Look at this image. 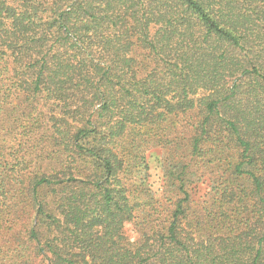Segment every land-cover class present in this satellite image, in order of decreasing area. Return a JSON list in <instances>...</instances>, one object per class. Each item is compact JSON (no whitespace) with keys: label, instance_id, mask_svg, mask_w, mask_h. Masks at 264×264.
Instances as JSON below:
<instances>
[{"label":"trees","instance_id":"obj_1","mask_svg":"<svg viewBox=\"0 0 264 264\" xmlns=\"http://www.w3.org/2000/svg\"><path fill=\"white\" fill-rule=\"evenodd\" d=\"M0 264H264V0H0Z\"/></svg>","mask_w":264,"mask_h":264},{"label":"rangeland","instance_id":"obj_2","mask_svg":"<svg viewBox=\"0 0 264 264\" xmlns=\"http://www.w3.org/2000/svg\"><path fill=\"white\" fill-rule=\"evenodd\" d=\"M167 159H168V153L163 151L157 150V151H152L151 153L148 154L149 182L151 183L153 191L156 193V196L158 198L161 197L162 184L164 180V166H166ZM125 230L128 236L134 235L132 225L127 224Z\"/></svg>","mask_w":264,"mask_h":264}]
</instances>
